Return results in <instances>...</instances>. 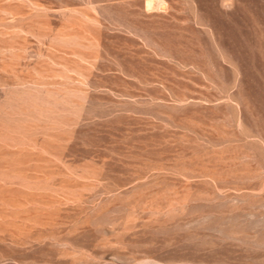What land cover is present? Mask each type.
I'll list each match as a JSON object with an SVG mask.
<instances>
[{
  "label": "rangeland",
  "instance_id": "1",
  "mask_svg": "<svg viewBox=\"0 0 264 264\" xmlns=\"http://www.w3.org/2000/svg\"><path fill=\"white\" fill-rule=\"evenodd\" d=\"M0 264H264V0H0Z\"/></svg>",
  "mask_w": 264,
  "mask_h": 264
},
{
  "label": "bare ground",
  "instance_id": "2",
  "mask_svg": "<svg viewBox=\"0 0 264 264\" xmlns=\"http://www.w3.org/2000/svg\"><path fill=\"white\" fill-rule=\"evenodd\" d=\"M152 2H153V1H152ZM147 6H151V2H150V1H148Z\"/></svg>",
  "mask_w": 264,
  "mask_h": 264
}]
</instances>
